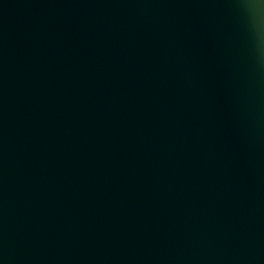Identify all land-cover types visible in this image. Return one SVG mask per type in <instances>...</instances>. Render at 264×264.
Wrapping results in <instances>:
<instances>
[{
	"label": "water",
	"instance_id": "1",
	"mask_svg": "<svg viewBox=\"0 0 264 264\" xmlns=\"http://www.w3.org/2000/svg\"><path fill=\"white\" fill-rule=\"evenodd\" d=\"M0 264H264L260 0H0Z\"/></svg>",
	"mask_w": 264,
	"mask_h": 264
},
{
	"label": "clouds",
	"instance_id": "2",
	"mask_svg": "<svg viewBox=\"0 0 264 264\" xmlns=\"http://www.w3.org/2000/svg\"><path fill=\"white\" fill-rule=\"evenodd\" d=\"M260 4L261 5H264V0H260Z\"/></svg>",
	"mask_w": 264,
	"mask_h": 264
}]
</instances>
